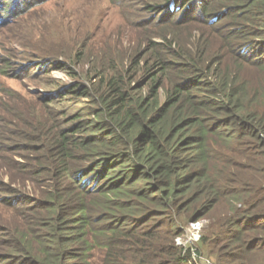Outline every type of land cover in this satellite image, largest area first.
I'll use <instances>...</instances> for the list:
<instances>
[{
	"label": "trees",
	"instance_id": "trees-1",
	"mask_svg": "<svg viewBox=\"0 0 264 264\" xmlns=\"http://www.w3.org/2000/svg\"><path fill=\"white\" fill-rule=\"evenodd\" d=\"M193 1L150 0L147 12L170 29L188 23L174 18ZM197 1L203 18L217 10L211 25L230 28L188 58L180 37L150 38L165 77L151 78L150 92L136 93L144 85L121 70L99 71L102 85L53 92L94 108L31 145L42 152L28 171L36 189L26 197L11 189L3 200L19 222L0 225V264H197L176 238L202 219L210 221L203 244L222 264H264V0ZM4 2L1 16L7 8L20 16L43 1Z\"/></svg>",
	"mask_w": 264,
	"mask_h": 264
},
{
	"label": "rangeland",
	"instance_id": "rangeland-1",
	"mask_svg": "<svg viewBox=\"0 0 264 264\" xmlns=\"http://www.w3.org/2000/svg\"><path fill=\"white\" fill-rule=\"evenodd\" d=\"M42 1L20 16H8L10 10L6 5L7 10L0 15V225L11 227L13 221L19 220L14 218L12 205L3 200L12 193L11 189L19 197L33 195L36 189L28 171L38 166L42 152H34L31 145H41L44 135L48 131L53 135L57 125L70 126L82 109L94 108L90 98L75 94L57 97L53 92L78 83L102 85L100 72L110 75L120 70L127 81L132 79L133 85H144L136 93L150 92L151 78L165 79L162 74L157 75L155 52L148 48L150 38L159 41L171 35L180 37L181 55L188 58L189 54L196 55L195 46L199 42L203 45L207 40L223 38L231 26L229 22L211 25L209 21L217 10L208 11L203 18L197 0L189 4L185 14L184 8L179 7L174 18L177 21L181 15L186 19L191 16L188 23L172 25L170 29H164L157 20L152 21V13L147 12L150 0ZM4 5L3 0L1 13ZM222 8L219 6V10ZM196 17L195 22L191 21ZM259 17L263 19L262 14ZM239 22L257 25V22ZM225 49L223 54H218L222 62L228 55ZM214 50L206 51V55ZM57 61L65 63L67 68L55 67ZM237 69L244 70L238 66ZM82 115L89 117L85 112ZM194 222L201 224L200 230L193 233ZM209 224L210 221L202 219L182 225L183 233L176 240L179 245L192 247L194 253L198 247L202 249L197 264H222L211 248L203 244Z\"/></svg>",
	"mask_w": 264,
	"mask_h": 264
},
{
	"label": "built area",
	"instance_id": "built-area-1",
	"mask_svg": "<svg viewBox=\"0 0 264 264\" xmlns=\"http://www.w3.org/2000/svg\"><path fill=\"white\" fill-rule=\"evenodd\" d=\"M193 225H192V232L194 233V232H198L199 230H200V228H199V226H200V222H194V223H192ZM194 237H196V235H194ZM193 256H194V258H195V260H196V262L198 261V255H197V253L195 252H193Z\"/></svg>",
	"mask_w": 264,
	"mask_h": 264
}]
</instances>
